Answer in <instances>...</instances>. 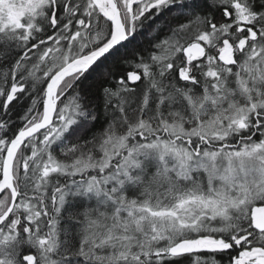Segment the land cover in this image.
Wrapping results in <instances>:
<instances>
[{"label":"snow or ice","instance_id":"obj_1","mask_svg":"<svg viewBox=\"0 0 264 264\" xmlns=\"http://www.w3.org/2000/svg\"><path fill=\"white\" fill-rule=\"evenodd\" d=\"M0 264H264V0H0Z\"/></svg>","mask_w":264,"mask_h":264}]
</instances>
